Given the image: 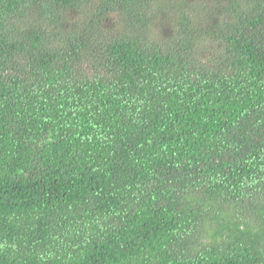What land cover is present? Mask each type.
<instances>
[{
	"label": "trees",
	"instance_id": "1",
	"mask_svg": "<svg viewBox=\"0 0 264 264\" xmlns=\"http://www.w3.org/2000/svg\"><path fill=\"white\" fill-rule=\"evenodd\" d=\"M0 264H264V0H0Z\"/></svg>",
	"mask_w": 264,
	"mask_h": 264
}]
</instances>
